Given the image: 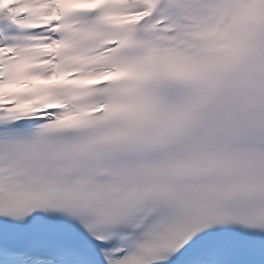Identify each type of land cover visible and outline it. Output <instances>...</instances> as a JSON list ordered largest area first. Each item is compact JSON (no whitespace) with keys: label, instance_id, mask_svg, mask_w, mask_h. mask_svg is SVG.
<instances>
[{"label":"snow or ice","instance_id":"obj_1","mask_svg":"<svg viewBox=\"0 0 264 264\" xmlns=\"http://www.w3.org/2000/svg\"><path fill=\"white\" fill-rule=\"evenodd\" d=\"M0 264H264V0H0Z\"/></svg>","mask_w":264,"mask_h":264}]
</instances>
